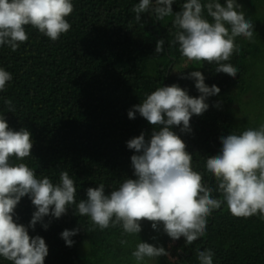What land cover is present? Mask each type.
<instances>
[{
	"label": "trees",
	"instance_id": "16d2710c",
	"mask_svg": "<svg viewBox=\"0 0 264 264\" xmlns=\"http://www.w3.org/2000/svg\"><path fill=\"white\" fill-rule=\"evenodd\" d=\"M139 2L73 0L74 11L66 17L72 28L58 41L26 26L29 39L17 51L0 47V67L13 76L6 91L0 92V114L5 115L11 129L31 132L33 148L24 162L38 177L47 176L57 184L60 173L69 172L77 188V202L87 199L90 187L103 183L110 194L125 178H136L131 156L137 153L127 142L141 133L150 139L155 129L138 112L135 119H130L128 112L142 103L148 87L178 84L190 96L199 97L195 80L183 77L201 71L209 87L215 84L221 89L206 100L209 109L203 115H193L191 132H182V125L172 129L192 154L193 169L203 173L204 181L212 187L216 182L206 171V160L221 152L220 137L260 125L257 117L254 122L244 119L250 115L237 120L232 108L244 93L253 91L256 58L262 53L254 42L237 38L241 50L228 61L239 69L235 78L217 73L215 63L188 61L179 45L172 44L174 17L157 20L154 14L143 13L137 23L132 9ZM184 2L175 0L173 12L181 11ZM237 2L244 12L256 7L255 3L260 11L264 4V0ZM250 14L246 19L252 21L254 36L264 46V26H259L264 21ZM160 39L165 41L164 52L157 55L155 47ZM5 99L13 101L15 112L7 110ZM12 162L18 161L12 158ZM213 195L220 198L218 192ZM34 211L31 199L25 196L17 205L15 219L27 227ZM44 222L49 224L47 229L38 222L34 230L29 227V235L45 239L49 249L45 264H136L131 252L140 241L162 245L167 251L173 242L163 232V225L156 231L148 221L142 223L136 236L122 235L119 226L89 231L93 227L90 218L77 215L73 208L59 219L45 217ZM77 227L80 232L72 237L75 243L69 247L61 233ZM122 239L128 243L122 245ZM206 249L214 252V264H264V220L234 217L225 203L208 218L205 236L192 245L184 241L179 260L162 256L148 264H199L197 252ZM0 264L11 262L0 257Z\"/></svg>",
	"mask_w": 264,
	"mask_h": 264
},
{
	"label": "clouds",
	"instance_id": "9594fccd",
	"mask_svg": "<svg viewBox=\"0 0 264 264\" xmlns=\"http://www.w3.org/2000/svg\"><path fill=\"white\" fill-rule=\"evenodd\" d=\"M174 2L140 0L132 9L135 21L140 23L143 13L154 14L157 20L174 17L172 44L179 45L182 56L188 61L215 63L217 73L235 78L239 69L228 61L241 50L237 38L254 42V25L246 19L243 6L237 0H226L225 4L220 0H186L182 10L174 13ZM73 11V0H0V47L17 51L29 39L26 26L58 41L71 30L66 17ZM164 44L163 39L157 41V55L164 52ZM183 78L195 80L199 97L190 96L178 84L162 86L128 112L130 119H135L138 112L155 129L150 139L141 133L127 142V147L137 153L131 156L136 178H125L110 194H106L103 183L90 187L87 199L79 202L75 181L67 170L54 184L47 176L38 177L36 170L24 162L33 148L31 132L11 129L5 115L0 114V257L11 264H45L49 254L45 239L30 236L29 227L34 230L39 222L47 229L45 217L59 219L69 208L90 218L93 227L89 231L119 226L122 235L136 236L142 231V223L148 221L152 229L160 231L163 225V232L171 240L183 237L187 245L206 235L208 218L225 203L234 217L258 216L264 220V123L220 137L221 152L206 160V171L216 182L215 187L210 186L203 173L193 169L192 154L172 129L182 125V132H191L193 115H203L209 109L206 100L221 89L215 84L209 87L201 71ZM12 79V73L0 67V92L6 91ZM4 103L9 112H15L11 99ZM12 158L18 162L13 163ZM214 192L220 198L214 197ZM25 196L36 208L27 227L15 219L17 205ZM79 232V227L65 229L61 237L71 247L75 243L72 237ZM120 243L128 241L122 239ZM168 255L162 245L142 241L131 252L136 264ZM213 257L211 249L197 252L199 264H214Z\"/></svg>",
	"mask_w": 264,
	"mask_h": 264
},
{
	"label": "rangeland",
	"instance_id": "374dc122",
	"mask_svg": "<svg viewBox=\"0 0 264 264\" xmlns=\"http://www.w3.org/2000/svg\"><path fill=\"white\" fill-rule=\"evenodd\" d=\"M258 2V0H256ZM250 8H245V16L248 18L251 16V12L258 18H262V21H264V4L261 7V10L258 11V6L259 3H255ZM254 8V9H253ZM254 10V11H252ZM260 27L264 26L260 23ZM254 45L257 49H259L262 53L260 56H258L256 59H258V65L255 68V76H254V81L253 84L251 85L253 88V91H250L249 93H244L240 101L242 100L243 102H237L236 104L233 105V114L235 115V118L237 120H240L241 118H244L246 115H250V117H245L244 119L249 120L251 122H254L255 120L253 118L257 117L259 120V124L264 123V46L263 44L261 45L260 41L258 38H255L254 36ZM157 88L155 86L148 87L146 93L151 94V92L155 91ZM235 95V93H233ZM252 95V97H251ZM254 104V106H253ZM185 239L181 237L180 240L178 241H173L168 248L169 255L168 257L172 261H177L180 259V247L184 244Z\"/></svg>",
	"mask_w": 264,
	"mask_h": 264
}]
</instances>
